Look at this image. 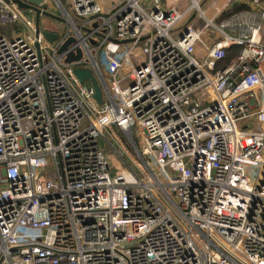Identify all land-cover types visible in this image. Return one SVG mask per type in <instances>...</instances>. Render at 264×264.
I'll return each instance as SVG.
<instances>
[{
  "label": "built area",
  "instance_id": "2783aa9c",
  "mask_svg": "<svg viewBox=\"0 0 264 264\" xmlns=\"http://www.w3.org/2000/svg\"><path fill=\"white\" fill-rule=\"evenodd\" d=\"M51 2L0 0V264H264V0Z\"/></svg>",
  "mask_w": 264,
  "mask_h": 264
},
{
  "label": "water",
  "instance_id": "95a60500",
  "mask_svg": "<svg viewBox=\"0 0 264 264\" xmlns=\"http://www.w3.org/2000/svg\"><path fill=\"white\" fill-rule=\"evenodd\" d=\"M16 3L21 7V8H25V9H31L35 12V21L36 24L39 25L41 22V18L42 17H49L52 18L54 20L57 21H63V18L58 16V15H54L50 12H48L45 9H42V7H44V3L43 0H15ZM44 36L47 38V40L49 41H54L57 39V35L53 34L50 31H43ZM73 41V38L68 39L61 47V50H65L68 46L69 43H71ZM68 61H72L71 59L67 58ZM73 73L76 76V78L80 81V82H89L91 84V86L94 89V98L97 101V103H102L103 98H102V90L101 87L99 86L98 82H97V78L94 75L93 71L90 68H79V67H75L73 69Z\"/></svg>",
  "mask_w": 264,
  "mask_h": 264
},
{
  "label": "rangeland",
  "instance_id": "374dc122",
  "mask_svg": "<svg viewBox=\"0 0 264 264\" xmlns=\"http://www.w3.org/2000/svg\"><path fill=\"white\" fill-rule=\"evenodd\" d=\"M99 3L103 4L104 6L108 7L110 5V3L112 2V0H97ZM208 3V2H207ZM206 2L204 3L203 7L206 6L207 4ZM213 9H211L208 14L211 15L213 13ZM48 12L54 14V15H59V12L58 10L53 6V3L51 2L48 6ZM70 13L72 15H74L73 13V10L70 9ZM46 23L48 22H51V21H48V19H52V18H49V17H46ZM54 20V19H53ZM188 19L187 17H184L180 22L177 23L176 27H180L181 29H183V27L186 25ZM57 26H60V27H65V23L63 21H58V24ZM82 53H81V50L80 49H74L73 51L69 52L67 54V58L71 59L72 61L78 59L79 57H81ZM259 100V99H258ZM101 144H102V141H101ZM105 150V153L107 155V159H108V164H109V167H110V171L111 173H113V171L115 170H119V168L117 167V164H116V161L118 160V158L116 157V154L112 151V149H108V148H104ZM122 167H125V165H123Z\"/></svg>",
  "mask_w": 264,
  "mask_h": 264
},
{
  "label": "trees",
  "instance_id": "16d2710c",
  "mask_svg": "<svg viewBox=\"0 0 264 264\" xmlns=\"http://www.w3.org/2000/svg\"><path fill=\"white\" fill-rule=\"evenodd\" d=\"M235 50L233 52H231L226 59L223 61V65H226L230 62L231 58L235 55L236 53V48H234Z\"/></svg>",
  "mask_w": 264,
  "mask_h": 264
},
{
  "label": "flooded vegetation",
  "instance_id": "af4514ba",
  "mask_svg": "<svg viewBox=\"0 0 264 264\" xmlns=\"http://www.w3.org/2000/svg\"><path fill=\"white\" fill-rule=\"evenodd\" d=\"M42 19H43V21H44V20H45V21L47 20V19H46V17H43ZM48 21H51V23H53V22H54V20H53V19H48Z\"/></svg>",
  "mask_w": 264,
  "mask_h": 264
}]
</instances>
